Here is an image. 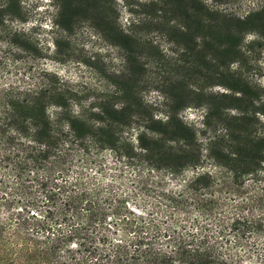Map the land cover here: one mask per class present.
Listing matches in <instances>:
<instances>
[{"label": "trees", "instance_id": "obj_1", "mask_svg": "<svg viewBox=\"0 0 264 264\" xmlns=\"http://www.w3.org/2000/svg\"><path fill=\"white\" fill-rule=\"evenodd\" d=\"M194 8L186 5L185 16L195 15ZM203 9L201 27L219 37L217 57L210 60L221 69L217 72L220 79H232L234 74L226 68L244 55L241 49L254 52L252 42L242 45V37L257 18L233 19ZM156 11L161 13L158 16L166 13L163 7ZM187 31L191 32L190 24ZM3 34L9 44L18 45L16 30ZM256 35L263 41L256 44L263 45L264 28H257ZM24 42L28 50H35L28 39ZM210 42L205 39L203 47L212 46ZM48 76L42 72L31 84L0 83V264H240L242 255L233 251L231 242L236 246L260 237L264 212L249 211L248 199L226 211L205 209L210 199L200 191L208 187L209 174L197 175L189 182L198 194H160L167 208L166 218L161 219L144 216L139 210L120 205L114 197L99 194L100 187L85 180L81 168L74 178L69 177L76 164L88 165L102 149L127 158L131 164L147 162L154 167L158 162L155 156L167 141H177L176 151L193 148L200 154L202 145L196 131L180 121L176 111L184 106L182 94L200 97L201 93H163L169 110L164 119H155L134 112L126 99L116 108L102 103L86 106L77 100L75 110L76 94L56 76ZM48 78L50 81L44 82ZM231 83L228 88L243 97L242 85L246 83L241 77ZM237 97L230 99H241ZM215 110L209 106L205 117ZM245 115L228 119L220 114V131L203 144L208 157L223 161L237 186L244 184L248 175H264V137L233 128ZM131 128L137 130L136 146L125 135ZM16 199L42 202L46 214L39 218L34 213L23 216L12 210ZM192 210L203 220L191 218ZM175 211L185 216L184 222H170Z\"/></svg>", "mask_w": 264, "mask_h": 264}, {"label": "rangeland", "instance_id": "obj_2", "mask_svg": "<svg viewBox=\"0 0 264 264\" xmlns=\"http://www.w3.org/2000/svg\"><path fill=\"white\" fill-rule=\"evenodd\" d=\"M191 4L197 12L187 17L184 7ZM161 7L166 11L164 16L156 11ZM203 8L233 19L257 18L242 37V45L252 42L254 52L241 49L244 55L226 68L234 74L232 79L227 75L220 79L217 72L221 69L210 60L217 57L219 37L201 27ZM0 17V83L31 84L46 72L76 94L75 110L77 100L86 106L102 103L116 108L126 99L134 112L155 119H164L169 110L163 93H201L200 97L182 94L184 106L176 111L177 118L196 131L202 145L200 154L193 148L176 151L177 141H167L155 156L159 163L154 167L147 162L131 164L127 158L102 149L88 165L76 164L70 178L81 168L83 178L100 187L99 194L114 197L120 205L139 210L144 216L161 219L166 218L167 208L159 195L198 194L188 184L206 173L209 185L200 191L210 199L205 209L226 211L248 199L249 211L264 212V175H248L244 184L237 186L223 161L208 157L203 145L220 131V114L228 119L246 114L234 124V130L264 137V44H256L263 42L257 39L256 31L264 28V0H0ZM189 24L191 32L187 34ZM10 29L16 30L18 45L6 41L3 33ZM25 39L35 50H28ZM205 39L211 40L212 46L203 47ZM238 76L246 83L242 85L243 97L227 85ZM234 95L241 99L232 101L230 96ZM209 106L216 107V112L206 118ZM136 132L131 128L125 134L134 146ZM12 210L23 216L34 213L38 218L46 214L42 202L28 199H16ZM189 215L199 221L204 218L196 210ZM184 218L175 211L170 222H184ZM244 242L247 244L236 246L231 242L233 251L242 255L240 264H264V233Z\"/></svg>", "mask_w": 264, "mask_h": 264}]
</instances>
